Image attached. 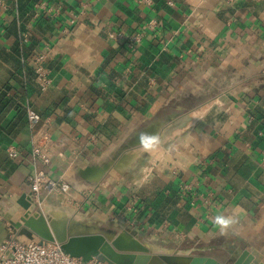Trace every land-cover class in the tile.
I'll use <instances>...</instances> for the list:
<instances>
[{"label":"crops","instance_id":"crops-1","mask_svg":"<svg viewBox=\"0 0 264 264\" xmlns=\"http://www.w3.org/2000/svg\"><path fill=\"white\" fill-rule=\"evenodd\" d=\"M40 169L69 187L39 203L59 233L264 264V0H0V244L42 240L18 203Z\"/></svg>","mask_w":264,"mask_h":264},{"label":"built area","instance_id":"built-area-1","mask_svg":"<svg viewBox=\"0 0 264 264\" xmlns=\"http://www.w3.org/2000/svg\"><path fill=\"white\" fill-rule=\"evenodd\" d=\"M38 6V5H37ZM36 6V7H37ZM43 6V5H41ZM58 11L55 12L57 15ZM76 19H72L70 26L75 24ZM68 30V29H67ZM109 38L119 41L120 35L109 33ZM141 34L135 35L130 39L131 43L140 41ZM24 40H28V34L24 36ZM46 54L39 53L33 60L32 64L35 69L36 78L42 90L49 87L50 79L45 67ZM28 123L33 131L32 135V156L48 165L52 159V151L50 150V136L47 132L37 129L42 117L33 110H27ZM37 129V130H36ZM9 156L13 159L19 155L18 149L10 147L8 149ZM30 191L34 194L35 200L40 203L46 197L53 194H61L68 192V186L61 180L50 177L44 169L37 170L28 177ZM129 211L136 214L140 209L137 198H134L128 207ZM134 223V221H132ZM0 264H108L98 257L90 260L73 257L64 252L61 245L57 242L26 239L19 240L11 237L4 243L0 244Z\"/></svg>","mask_w":264,"mask_h":264},{"label":"water","instance_id":"water-1","mask_svg":"<svg viewBox=\"0 0 264 264\" xmlns=\"http://www.w3.org/2000/svg\"><path fill=\"white\" fill-rule=\"evenodd\" d=\"M18 203L24 209L23 226L29 233H36L45 241L57 242L65 253L86 261L98 257L108 264H219L213 259L184 253L151 255L142 243L133 238L124 245V234L114 238H105L99 234L76 235L72 234L70 228L68 232L62 229L59 233L55 224L39 211V203L32 191L23 194ZM64 224L67 227L70 223L67 220Z\"/></svg>","mask_w":264,"mask_h":264},{"label":"clouds","instance_id":"clouds-1","mask_svg":"<svg viewBox=\"0 0 264 264\" xmlns=\"http://www.w3.org/2000/svg\"><path fill=\"white\" fill-rule=\"evenodd\" d=\"M237 221L231 216L218 215L215 217L213 224L220 231V234H226L227 230Z\"/></svg>","mask_w":264,"mask_h":264},{"label":"bare ground","instance_id":"bare-ground-1","mask_svg":"<svg viewBox=\"0 0 264 264\" xmlns=\"http://www.w3.org/2000/svg\"><path fill=\"white\" fill-rule=\"evenodd\" d=\"M129 160V159H128ZM124 163H126V162H124ZM54 216H56V215H54Z\"/></svg>","mask_w":264,"mask_h":264}]
</instances>
